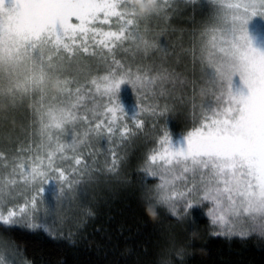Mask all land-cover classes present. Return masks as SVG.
Returning a JSON list of instances; mask_svg holds the SVG:
<instances>
[{"label": "snow or ice", "instance_id": "obj_1", "mask_svg": "<svg viewBox=\"0 0 264 264\" xmlns=\"http://www.w3.org/2000/svg\"><path fill=\"white\" fill-rule=\"evenodd\" d=\"M196 5L0 0V129L10 137L19 123L24 133L0 148V229L54 235L49 221L74 186L118 176L126 153L117 149L151 135L146 214L207 207L215 234L264 240V45L252 32L264 0H204L199 20L170 23ZM168 30L171 47L158 38ZM177 106L192 116L179 140L161 126ZM102 139L114 145L103 164L92 150Z\"/></svg>", "mask_w": 264, "mask_h": 264}, {"label": "trees", "instance_id": "obj_2", "mask_svg": "<svg viewBox=\"0 0 264 264\" xmlns=\"http://www.w3.org/2000/svg\"><path fill=\"white\" fill-rule=\"evenodd\" d=\"M183 11L171 20L173 26H187L190 14L200 18L193 10ZM152 26L164 28L165 21H153ZM158 38L170 47L178 42L171 30L160 32ZM123 100L129 113L138 103L131 90L123 92ZM162 120L161 126L171 129L179 140L190 129L192 116L189 109L177 106ZM14 127L10 137L0 129V148L14 147L16 138H23L20 124ZM113 147L102 139L94 142L92 150L103 164ZM151 147L152 136H141L117 149L126 153L118 176H101L94 182L85 177L75 185L72 200L58 207L49 221L54 235L0 229V240L8 241L7 248H0L4 264H264V240L215 234L218 229L207 207L179 219L164 207L158 215L145 213L143 197L156 183L141 171Z\"/></svg>", "mask_w": 264, "mask_h": 264}, {"label": "rangeland", "instance_id": "obj_3", "mask_svg": "<svg viewBox=\"0 0 264 264\" xmlns=\"http://www.w3.org/2000/svg\"><path fill=\"white\" fill-rule=\"evenodd\" d=\"M203 2H204V0H197V5L194 8L193 7H189L188 9L191 10V11L193 10L200 17L201 16V9L199 7V4H201ZM183 10H185V9H182V12H184ZM252 32H253V36L256 39L257 44L258 45H264V23L256 21L255 25L252 28ZM199 99L200 100H204L205 97L198 96L197 100L200 101Z\"/></svg>", "mask_w": 264, "mask_h": 264}]
</instances>
